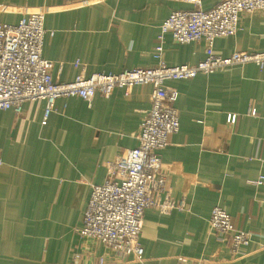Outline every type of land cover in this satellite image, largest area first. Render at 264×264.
<instances>
[{
  "label": "crops",
  "instance_id": "0c3cea01",
  "mask_svg": "<svg viewBox=\"0 0 264 264\" xmlns=\"http://www.w3.org/2000/svg\"><path fill=\"white\" fill-rule=\"evenodd\" d=\"M221 1L200 4L209 10ZM193 8L188 0H0V24L44 13L53 34H46L43 57L53 62L56 81L69 82L81 72L150 67L161 41L169 66L206 59L205 40L181 44L162 30L173 11ZM236 51L264 52V11L242 14L238 32L212 47L222 57ZM167 85L179 93L180 128L158 151L167 178L159 200L180 208L145 211L143 261L119 260L78 229L91 184L103 183L109 162L136 146L153 87H118L91 103L61 97L48 118L43 100L24 103L21 112L0 109V264H176L181 256L264 264V67L236 64ZM215 206L253 232L248 246L233 253L210 229Z\"/></svg>",
  "mask_w": 264,
  "mask_h": 264
},
{
  "label": "built area",
  "instance_id": "2783aa9c",
  "mask_svg": "<svg viewBox=\"0 0 264 264\" xmlns=\"http://www.w3.org/2000/svg\"><path fill=\"white\" fill-rule=\"evenodd\" d=\"M188 1L194 8L173 11L162 30L170 32L173 40L181 44L205 40L209 53L206 59L196 64L169 66L163 58L161 41L154 48V65L150 67L120 73L99 72L89 77L81 72L69 82L56 81L52 75L53 62L43 57L46 34H53L46 28L44 13L31 14L17 24H0V109L21 112L24 103L43 100L44 117L48 118L61 97L77 96L91 103L97 93L109 97L118 87L125 90L144 84L153 87L136 146L125 159L109 162L103 183L91 184L83 225L78 229L82 236L105 244L119 260L143 261L144 249L139 238L147 209L169 212L180 208L171 200H159V195L167 190V178L158 151L169 144L170 135L180 128L176 107L179 93L167 82L192 79L200 73L212 74L236 64L255 63L264 67V52L236 51L227 57L212 52L217 38L238 32L242 14L264 11V0H222L209 10L201 7L200 0ZM250 113L255 115L256 110L252 108ZM235 120L236 115H231L229 122ZM2 164L0 156V167ZM262 180L263 177L252 183L261 184ZM209 226L228 240L233 253L248 246L254 236L253 232L236 228L230 214L220 206L211 210ZM176 264L206 263L181 256Z\"/></svg>",
  "mask_w": 264,
  "mask_h": 264
}]
</instances>
